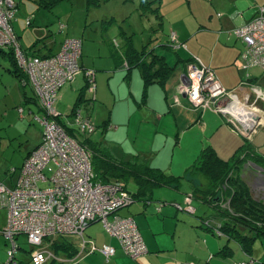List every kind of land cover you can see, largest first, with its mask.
<instances>
[{
  "label": "crops",
  "instance_id": "obj_1",
  "mask_svg": "<svg viewBox=\"0 0 264 264\" xmlns=\"http://www.w3.org/2000/svg\"><path fill=\"white\" fill-rule=\"evenodd\" d=\"M100 1L106 2V0ZM116 1L119 8L130 7L132 9L130 13L137 10L140 16L145 19L146 31L152 37L147 40L144 38L142 49H139L140 47L137 48L135 43L136 34H126L121 31L124 38H115L114 42L117 49H121L118 50L122 55V60L113 61L114 63L109 62L104 66L99 65L97 67L102 68H95L96 70L90 67L96 71V80L99 79V85H102V88L106 87L104 91L102 88L99 90L98 97L102 100V105L113 103L112 112H109L106 119L109 120L108 127L102 131V138H98V136L93 140L101 142L105 148H108L121 160L140 159V161L148 162L168 173L185 176L184 182L187 181L190 186V191L186 192L188 195L192 194L194 188L207 186L206 179L200 174L193 176L187 174L205 147L211 145L218 157L229 161L248 141L254 151L264 157L262 149L264 133L261 132L264 129V107L262 106L264 103L262 99L264 96V71L258 67L245 68V63L240 58L243 42L234 34V29L245 25L259 12L260 8H264V0H157L154 3L157 14L142 10L141 5L144 0ZM149 1L153 0H146V3ZM121 16L123 15L120 12H115L114 21L118 22ZM110 20L108 19V22ZM153 24L155 26L152 27ZM174 33L178 41L184 43L186 47L172 46L171 36ZM67 38L80 37L68 34ZM128 40L139 51L147 52L145 59L148 61L151 60V55L148 54L150 50L165 57L172 72L164 82H154L146 87L141 67L135 64L131 65L130 70L127 69L130 61L126 54ZM91 50L89 42L86 43V50L85 43L82 44L81 62L84 68L88 66L84 63L83 56L92 53ZM53 53H55L54 46L41 52L42 55ZM0 56L6 59L4 53ZM194 56L199 57L206 66L213 69L228 90L234 91L235 101L242 103L241 108L244 109V112L235 116L230 115V112L216 111L214 108L194 106L188 96L179 89L180 85L188 82L186 77L188 66ZM92 65V67L96 66L95 63ZM25 88L21 85L20 93L23 96V103L37 104L38 100L35 99L34 90L32 89L33 96H30ZM106 89L109 90L111 96L107 94ZM70 94L74 97V102L70 105V101H68L64 107L68 106L71 112L64 114L65 108H61L60 102L64 101L66 95L71 97ZM87 94L89 91L84 73L59 91L57 107L62 111L60 113L67 124L73 122L70 117L76 116L74 108L82 98L83 100L77 108L84 105V108L91 107L90 100H93V97L89 99ZM144 96L146 97L145 101H143ZM258 97H260L259 100ZM95 99H97V93ZM119 103L123 104L118 106ZM37 106L41 111L40 105L37 104ZM87 111V117L92 119V109ZM242 113L244 114L243 120L240 118ZM257 115L263 117L262 124L253 130V134H250L248 130L253 128V125L246 124L248 122L246 118L252 117L254 123ZM174 123H176L175 126ZM232 128L239 130L240 133ZM40 139L41 136L35 144H29L31 146L27 147L23 162L29 153L42 142ZM124 143H127V146ZM258 195L260 199H264V195ZM194 198L196 214L201 204H207L214 208L215 213L213 212L212 216H201L199 221L183 215L179 217V213L173 207L166 206L158 210L159 206L152 203L155 201L154 195L150 203L140 197L136 204L134 202L132 206L120 211L121 215L134 217L147 244L148 252L137 259L127 255L117 238L111 235L101 241L96 240V242L98 241L99 245L110 244L116 247L112 264H209L216 254L229 259L233 254V249L226 245L215 254L213 252L214 242L208 239V235H206L207 244L204 247L197 241L199 248L193 247V244L190 245V248L188 244L185 250L180 248L179 241L183 242V238L178 228L179 222L195 229L197 236L200 237L203 232L196 229L195 225L198 227L202 223L201 218L211 217L220 220L213 204L202 200L201 197H196V195ZM197 202L200 205L198 208ZM168 223H173L175 226H170ZM244 253L246 258L252 255L246 251ZM103 256L101 253L85 254L75 264H106ZM246 258L240 257L239 261ZM56 264L69 263L56 262Z\"/></svg>",
  "mask_w": 264,
  "mask_h": 264
},
{
  "label": "built area",
  "instance_id": "obj_2",
  "mask_svg": "<svg viewBox=\"0 0 264 264\" xmlns=\"http://www.w3.org/2000/svg\"><path fill=\"white\" fill-rule=\"evenodd\" d=\"M16 7L14 0H0V54L2 51L12 52L18 67L25 73L26 80L22 83L31 85L35 92L43 113L37 119L44 130L42 142L25 158L14 187L9 188L0 181L2 203L9 210L3 235L11 246L9 259L4 264L20 263L17 253L21 234L28 237L31 260L35 264H48L53 260L75 264L83 255L97 251L109 260L116 254V247L110 244L98 246L85 235L87 228L98 221H102L109 234L117 238L127 255L137 259L148 252L147 244L134 217L120 214L121 209L135 202L134 196L121 181H96L92 151L80 144L58 120V117L63 118L56 107L59 91L74 82L81 73L86 76L93 100L96 98V71L84 68L81 62L83 39L67 38L60 50L53 54L26 52L13 25ZM234 34L245 46L240 54L245 68H264V8H260L245 25L234 29ZM171 37L173 47H186L178 41L175 33ZM187 76L188 82L180 85L179 89L194 106L214 108L235 116L244 112L242 103L235 101L234 91L228 90L214 70L199 57L194 56L190 62ZM75 115L76 126L73 123L69 126L88 134L96 130L94 121L83 116L79 108ZM243 116L240 114L242 120ZM246 119V124L254 125L252 117ZM15 171L16 168L12 174ZM194 201L192 195L186 196V211L196 212ZM174 203L181 207L179 202ZM202 222L215 225V232L224 235L218 221L202 219ZM58 237L78 239V253L69 258L56 255L51 246ZM256 263L254 258H250L235 264Z\"/></svg>",
  "mask_w": 264,
  "mask_h": 264
},
{
  "label": "rangeland",
  "instance_id": "obj_3",
  "mask_svg": "<svg viewBox=\"0 0 264 264\" xmlns=\"http://www.w3.org/2000/svg\"><path fill=\"white\" fill-rule=\"evenodd\" d=\"M14 1L17 3V7L13 25L17 34L20 36V43L24 51L31 52V50L26 49L35 48L40 50L41 53L47 51L48 47L54 46L56 52L62 47L66 35H76L83 39L85 50L87 42H89L92 47V53H87L83 56L84 63L88 66L85 68L91 67L99 69L102 68L97 67L99 65L104 66L109 62H119L122 60V55L119 51L121 49L118 48V50L114 42L115 38L121 39L120 37H123L121 31L126 34L135 33V43L137 48L140 47L139 49H142L144 38L147 40L152 37V35L146 31L147 24L144 22L145 19L140 16L139 12L135 10L130 13L132 11L130 7H126L125 9L119 8L116 0H106V2L101 1L99 5H97V3L94 5L92 4L90 8L87 7L88 0H62L49 7L41 5L40 0ZM115 12H120V14L123 15L118 22H115L113 19ZM106 16L108 17L106 18ZM108 19H111L110 22H108ZM153 26L155 25L153 24L152 27ZM63 27L64 29L61 30ZM243 48H245L244 44ZM92 63H95L96 66L92 67ZM9 68L12 70V64L9 57L6 55V59H4L0 56V181L4 182L7 187L12 188L19 179L21 173L20 168L23 164V158L27 147L35 144L39 136H41L40 140H43L44 127L37 119V116L43 114L42 111L40 112L37 104L33 102L26 104L23 103V96L20 91L21 85H24L19 76H16L9 71ZM261 70L264 71V68H261ZM82 74L83 73L80 75ZM80 75H78L77 78H79ZM24 79L26 80L25 77ZM96 83L98 86L97 99L90 100V102H92L90 106L92 107L94 105L93 108H84L85 105L79 108L80 111L82 110L81 114L83 113L84 116H87V110L92 109L91 117L96 125V130L91 134L82 133L80 131H78V133H81L84 136H90L93 139H96L98 136V138H102L103 134L100 125H102L103 121L108 118L109 112H112L113 109V103L102 105V100L98 97L102 85H99V79L96 80ZM65 87L66 85L64 88ZM24 88L30 96H33L31 85L28 84L27 86H24ZM105 88H102L103 91ZM106 92L111 96L109 90L106 89ZM70 95L71 97L66 95L64 101L60 102L61 108H65L64 114H69L71 112V109L68 108V106L64 107L68 101H70V105L73 104L74 97L72 94ZM87 98H92L90 92L87 94ZM122 104L123 103H119L118 106ZM262 106L264 107V103H262ZM20 108H23V111H20ZM57 110L62 112L58 107ZM70 118L71 121H73V125L76 126V117L73 115V118ZM113 124L115 125V123ZM175 125L176 123H174V126ZM236 132L240 133L239 130H236ZM261 132L264 133V129H262ZM244 139L246 141V138ZM124 145L127 146V143H124ZM262 149L264 150V144ZM252 161L254 162L255 158L246 161L243 178L249 183L254 197L260 199L258 194L264 195V169L257 168ZM14 168H16V171L12 174ZM128 188L131 191L136 188V183L133 179L129 181ZM188 191H190V186L187 181L183 182L180 189H174L167 186L158 187L155 189V201H152V203L154 202L153 204H157L158 206L163 205V207H173L179 213V217L183 215L190 219H195L196 221H199L201 216H212L213 212L215 213L214 208H211L207 204H201L197 214L186 211V196L188 195L186 192ZM136 201L137 200H135V204L137 203ZM174 202H179L181 207L178 208ZM198 204L199 203L197 202V208L200 206ZM8 214L9 210L7 207L3 206L2 197L0 196V231L7 225ZM168 224L170 226H175L173 223ZM201 224H199L198 227L195 225L196 229L203 232L199 237L197 236L195 229L183 222H179L178 228L183 238V242L179 241L181 249L185 250L188 244L189 248L191 244L194 245L193 247H198L197 241H199L204 247V245L207 244L206 235H208V239L210 241L212 240L211 242H214L213 252H215V254L226 245H229V247L233 249V254L229 259H225L221 255L216 254L215 258L212 257L213 260L209 264H235L236 262H241L239 261L240 257L246 258L244 251L241 249L237 241L228 239L226 235H219L216 232H212L210 229L206 228V226ZM192 229L194 230V233ZM85 234L87 238L93 239L95 242L96 240L101 241L105 237L110 236L102 221L91 224L87 228ZM69 240L75 245H79L80 243L78 239L70 238ZM18 242L22 248L18 250L17 259L25 260V264H35L32 260L30 261L32 252L28 237L25 234H21L18 238ZM98 243V246L103 245L102 243H100L102 245H99ZM10 247V243H8L5 236L0 233V264H4L9 259ZM251 248L252 255H249L248 258L242 261L254 258L258 263L264 264V239L255 240L251 245ZM95 253L100 252L97 251ZM113 257L109 260H106L104 257V263L112 264ZM206 259H208V257H206ZM222 261H224V263H222Z\"/></svg>",
  "mask_w": 264,
  "mask_h": 264
},
{
  "label": "trees",
  "instance_id": "obj_4",
  "mask_svg": "<svg viewBox=\"0 0 264 264\" xmlns=\"http://www.w3.org/2000/svg\"><path fill=\"white\" fill-rule=\"evenodd\" d=\"M59 1L62 0H40V4L49 7ZM156 1L153 0L146 3V0H144L141 5L142 10L157 14V8L154 7ZM100 2V0H88L87 7L90 8L95 3L99 5ZM126 48H128L126 50L127 57L130 58L127 69L130 70L135 64L141 67L146 87L154 82H164L172 72V68L167 65L165 57L155 54L153 50L148 51V54L151 55V60L148 61L145 59L147 52L139 51L131 44L130 40H128ZM26 50H31L32 53L41 55L40 50L35 48ZM2 53L7 55L11 61L12 70L11 68L8 70L19 76L21 82H24L26 75L18 67L13 53H5L3 51ZM25 95L26 92L24 90ZM82 100L83 98L81 102ZM145 100L146 97L144 96L143 101ZM81 102L77 103L74 111L77 109V106H80ZM39 108L42 111L41 107ZM58 120L80 144L92 151L91 162L96 181L104 183L121 181L124 187L134 196L135 200L142 197L144 200H147V203L151 202L156 188L167 186L179 189L183 185L185 176L168 173L139 159L130 161L121 160L111 153L108 148H105L101 142L94 141L90 136L79 134L77 128L69 126L62 117H58ZM108 121L106 120L100 125L102 131L108 127ZM254 158L253 164L264 169V157L256 153L248 141L240 147L229 161L218 157L215 149L209 145L203 149L196 163L187 171V174L192 176L200 174L207 182V186L194 188L192 194L190 193L189 195H192L193 198L196 195V197H201L202 200L213 204L217 211L216 215L221 221L210 217H203L202 219H214L218 221L222 233L230 240L237 241L248 254L251 253V245L255 240L264 239V200L254 197L249 183L243 178L246 161ZM132 179L136 183V188L133 191L128 188V183ZM202 224L215 232V225L211 223L205 224V222H202ZM0 233L3 234V230ZM19 246L21 249L20 244ZM51 249L56 255L65 257H73L78 253L77 245L65 237H58L52 244ZM24 262L23 259H20L19 264H25ZM56 262V260H53L48 264H56Z\"/></svg>",
  "mask_w": 264,
  "mask_h": 264
},
{
  "label": "water",
  "instance_id": "obj_5",
  "mask_svg": "<svg viewBox=\"0 0 264 264\" xmlns=\"http://www.w3.org/2000/svg\"><path fill=\"white\" fill-rule=\"evenodd\" d=\"M187 79H188V76L186 75ZM262 120H263V117L260 116V115H257L254 119V125H253V128L249 129L248 130V133H252L253 134V130L256 129L257 126L261 125L262 124Z\"/></svg>",
  "mask_w": 264,
  "mask_h": 264
},
{
  "label": "bare ground",
  "instance_id": "obj_6",
  "mask_svg": "<svg viewBox=\"0 0 264 264\" xmlns=\"http://www.w3.org/2000/svg\"><path fill=\"white\" fill-rule=\"evenodd\" d=\"M42 109V108H41ZM248 119L250 118V117H247Z\"/></svg>",
  "mask_w": 264,
  "mask_h": 264
}]
</instances>
